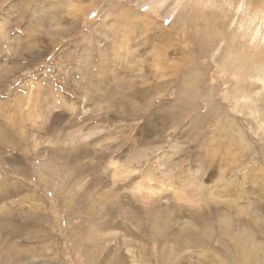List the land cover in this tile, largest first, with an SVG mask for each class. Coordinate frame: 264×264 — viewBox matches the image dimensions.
Masks as SVG:
<instances>
[{"label":"rangeland","instance_id":"1","mask_svg":"<svg viewBox=\"0 0 264 264\" xmlns=\"http://www.w3.org/2000/svg\"><path fill=\"white\" fill-rule=\"evenodd\" d=\"M240 249L264 264V0H0V264Z\"/></svg>","mask_w":264,"mask_h":264},{"label":"bare ground","instance_id":"2","mask_svg":"<svg viewBox=\"0 0 264 264\" xmlns=\"http://www.w3.org/2000/svg\"><path fill=\"white\" fill-rule=\"evenodd\" d=\"M242 7L243 8L246 7L244 5V3H242ZM251 15L253 16V14H251ZM252 16H251V19L247 22L248 24L253 23L254 17H252ZM248 27H250V25ZM251 27H252V25H251ZM240 250H241V257H242L241 263L242 264H261L259 261H251V259H248L249 258V255H248L249 252L248 253L246 252L248 250H244V249H240ZM249 251H251V250H249Z\"/></svg>","mask_w":264,"mask_h":264}]
</instances>
